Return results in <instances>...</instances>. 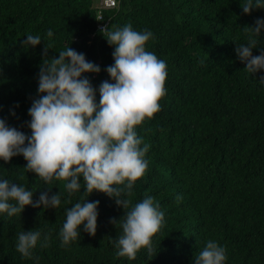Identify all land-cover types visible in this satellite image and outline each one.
I'll use <instances>...</instances> for the list:
<instances>
[{"label": "trees", "instance_id": "trees-1", "mask_svg": "<svg viewBox=\"0 0 264 264\" xmlns=\"http://www.w3.org/2000/svg\"><path fill=\"white\" fill-rule=\"evenodd\" d=\"M244 2L116 0L115 8L103 11L109 30L130 24L135 31H151L154 38L145 50L167 65L160 111L135 127L150 146L144 157L148 168L132 194L121 197L131 201L123 209L102 192L88 195L82 178L80 191L69 194L65 181L46 183L27 172L23 156L0 159V180L33 191V203L42 192L61 198L56 209L29 205L13 217L0 213V264H194L208 240L226 248L224 264H264V70L247 72L235 51L247 46L245 27L264 20V8L245 14ZM92 5V0H0V119L7 126L31 135L28 110L42 95L40 66L68 47L100 67L94 77L82 74L95 89L113 82L105 69L114 63V46L95 31ZM29 34L39 35L40 44L24 45ZM256 39L253 56L264 52V29ZM149 196L164 214L152 237L153 254L141 248L134 260L117 257L120 221ZM85 200L99 201L95 235L82 224L78 239L62 246L66 210ZM30 230L40 231L41 239L26 258L16 251L17 235ZM44 236L48 247L41 246Z\"/></svg>", "mask_w": 264, "mask_h": 264}, {"label": "clouds", "instance_id": "clouds-1", "mask_svg": "<svg viewBox=\"0 0 264 264\" xmlns=\"http://www.w3.org/2000/svg\"><path fill=\"white\" fill-rule=\"evenodd\" d=\"M241 7L248 14L253 8H264V0H245ZM262 29L261 19L254 26H246L247 46L235 48L251 74L264 70V52L252 55ZM101 32L108 44L114 46V63L105 69L113 82L103 81L95 89L82 74L99 73L100 67L70 47L60 51L58 58L44 59L38 81V93L42 95L33 100L28 110L31 135L0 119V159L7 163L14 156H23L27 172L35 173L46 183L53 179L65 181L69 194L80 191L82 178L88 195L102 192L115 198L117 206L127 209L131 201L121 197L132 194L134 183L148 168L144 157L150 146L138 137L135 127L160 111L159 101L166 94L167 65L145 50L146 42L154 38L151 31L138 32L127 24L116 30L105 27ZM47 36H53L51 29ZM26 37L24 45L34 47L41 42L39 35ZM48 50L43 49L45 57ZM260 81L264 82V76ZM32 196L33 191L24 186L0 180V213L13 217L20 215L25 206L56 209L61 203L59 193L49 197L42 192L35 203ZM180 199L177 196V202ZM98 204L99 201L85 200L66 210V221L59 233L62 246L78 239L82 224L85 232L95 235ZM163 221L164 214L151 196L136 203L120 221L122 235L115 241L116 256L134 260L141 248H147L152 255V237ZM40 239V231H21L16 251L32 258V249ZM48 240L44 236L41 246L48 247ZM226 258V248L208 240L194 264H224Z\"/></svg>", "mask_w": 264, "mask_h": 264}, {"label": "built area", "instance_id": "built-area-1", "mask_svg": "<svg viewBox=\"0 0 264 264\" xmlns=\"http://www.w3.org/2000/svg\"><path fill=\"white\" fill-rule=\"evenodd\" d=\"M117 5L116 0H96V3L93 4V8L95 9V31L102 33L101 29L107 26V20L103 16V11L111 10L115 8ZM94 73L92 77H94Z\"/></svg>", "mask_w": 264, "mask_h": 264}, {"label": "rangeland", "instance_id": "rangeland-1", "mask_svg": "<svg viewBox=\"0 0 264 264\" xmlns=\"http://www.w3.org/2000/svg\"><path fill=\"white\" fill-rule=\"evenodd\" d=\"M92 2H93V4H95L96 3V0H92Z\"/></svg>", "mask_w": 264, "mask_h": 264}]
</instances>
